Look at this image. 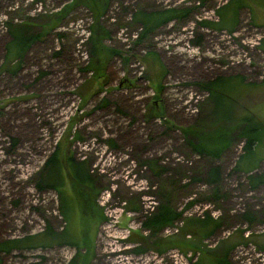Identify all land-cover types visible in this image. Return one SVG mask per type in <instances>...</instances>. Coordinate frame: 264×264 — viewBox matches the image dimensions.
<instances>
[{
  "label": "rangeland",
  "instance_id": "obj_1",
  "mask_svg": "<svg viewBox=\"0 0 264 264\" xmlns=\"http://www.w3.org/2000/svg\"><path fill=\"white\" fill-rule=\"evenodd\" d=\"M246 1L250 8L240 6ZM71 3L0 0V241L67 227L78 243L87 239L80 245L86 264H192L198 251L159 253L154 246L189 233L185 237L212 253L237 244L226 264H264V182L250 188L243 171L259 162L253 172L264 178V27L254 24L252 12L258 3L263 11L264 0H105L98 21L89 6ZM170 8L186 12L136 41L143 30L135 13ZM237 11L232 31L202 24L219 19L228 26ZM50 17L56 27L43 29ZM8 22L31 23L26 35L46 32L17 58L8 46ZM93 24L107 32L108 59L99 76L82 69ZM218 76L209 99L197 83ZM84 84L94 92L86 99L77 92ZM227 115L261 126L259 141L240 159L243 170L235 165L245 140L223 120ZM215 117L219 124L210 123ZM192 125L230 136L218 158L192 150L187 140L196 138L182 132ZM56 148L85 161L96 215L75 208L66 222L57 191L37 187ZM213 164L220 168L218 195L205 182ZM160 204L181 215L154 233L142 223ZM205 214L217 225L201 239L192 230L198 224L185 221ZM77 252V246L56 244L0 251V264H68Z\"/></svg>",
  "mask_w": 264,
  "mask_h": 264
},
{
  "label": "trees",
  "instance_id": "obj_2",
  "mask_svg": "<svg viewBox=\"0 0 264 264\" xmlns=\"http://www.w3.org/2000/svg\"><path fill=\"white\" fill-rule=\"evenodd\" d=\"M71 2L72 6L74 4H84L89 6L95 15L96 21H98L99 17L101 16L102 9L105 7V0H71ZM97 3H99V5L101 6H99ZM185 12L175 8L149 13L139 10L137 13H135L133 19L134 21H138L141 24L143 31L139 34V37L136 38V41L141 40L142 36L149 34L161 24L173 20L176 17L184 16ZM49 20L51 21V24L47 27L45 26L46 23H43V29L49 30L56 27L54 17H50ZM49 20L47 22H49ZM202 24H204V26L208 28L221 30V28L215 26L210 21H203ZM7 25L8 32L12 36V39L11 41H9L8 46H12L14 48L13 53L15 55H13L17 58L23 54V51L26 49L30 39L32 40L42 37V35H44L46 32L45 30H41L34 35H26L25 32L29 31L30 26H32V24L29 22H20V24L17 25H12L10 22H8ZM106 33L107 32L101 26L94 24L92 25L89 31V36L87 38V44L89 45V62L86 66L82 67L83 70L92 71V74L95 75H98L99 71L102 70L104 60L106 58L108 59V57H106L105 55L107 49L102 43L103 38L107 35ZM6 50L7 52L5 54V57L7 59V55L8 53H10V48L6 47ZM220 78L221 76H218L216 79L211 81L209 80L198 82L197 85L202 90H205L209 93L210 99L215 81H220ZM239 80L240 82H242L241 79ZM99 90H101V87L96 88L95 92H98ZM77 92L84 99H86L87 96L94 94L93 91H91L90 94L86 92L85 84L82 87L79 86ZM223 120L231 121V124L234 125V127L236 125V128L239 129V136L243 140H245L242 147L243 154H241L237 161V164L235 165L237 171L242 170V168L240 167V159L242 155L249 151L251 147L255 146L259 141V131L261 126L257 121H252L243 117L237 118L231 115L223 116ZM220 121L221 120H218L215 117L212 122L210 121V123L219 124ZM215 129H217L216 131L219 132L220 130H222V126L217 125ZM182 132L187 137L192 136L196 138L195 142L191 141L189 138L187 140L193 151L198 154L210 155L214 158H218L220 156L221 151L224 147H226V144L230 140L229 135H211L207 132L203 133L200 129V126L197 125L185 127L183 128ZM64 153L65 152H63L61 148H56L47 157L43 164V167L39 172L37 187L40 189H54L57 191L59 199L58 209L61 216H63L66 222L69 221L71 213L75 208L79 209L81 213L85 214L86 216L96 215L97 209L95 205H97V203H95L94 196H92V194L94 193V187L92 184V178L90 177L88 169L85 166V161L83 159L73 157L71 154H69V152L67 153V155ZM148 163L150 162L148 161ZM255 167L256 166H251L243 170L248 173L247 179L250 183V188H254L258 184L264 182V178L261 174L253 172L255 170ZM163 169L164 168L159 167V170ZM204 174L205 182L212 186V191H214L213 194L218 195L219 184L221 181L219 166L217 164L210 165L204 172ZM193 178L198 179L195 177ZM180 215L181 214L179 212L175 211L167 204H160L149 213L147 219L143 221L142 225L145 228L150 229L151 232L156 233L161 228L173 226L174 221L179 218ZM244 218L249 222L253 221V218H251L250 214L248 213L244 214ZM185 222L189 225H191V223L195 225L198 224L197 226H194L192 230L196 232L201 237V239L210 235L213 227L217 225V223L213 221V219L208 214H205V217L203 219H195V221H192L191 218H188ZM188 235L189 233H185L183 234L184 238L181 237L178 239H170L171 237H169L167 241L163 242L157 240L155 241L154 246L159 253H162L171 247H177L184 254H186L187 251H192L193 253L198 251L199 257L192 264H226V256L229 250L232 249V247L235 245L229 244L226 247L223 246L221 247V252L212 253V251L209 249L205 251L204 249L200 248L199 243L196 244L193 240H190L188 238ZM78 242L79 241L74 238L67 227L63 228L60 232H55L51 229L50 226H48L40 233L29 234L24 237H17L0 241V251L9 252L13 249H29L51 246L54 244L74 245L77 246L78 252L73 258L69 260L68 264H86L85 259H88V256H86L85 253L80 252V245H87L86 243L88 241L87 239H82L81 244ZM133 250L137 253L143 251L142 248H135Z\"/></svg>",
  "mask_w": 264,
  "mask_h": 264
},
{
  "label": "crops",
  "instance_id": "obj_3",
  "mask_svg": "<svg viewBox=\"0 0 264 264\" xmlns=\"http://www.w3.org/2000/svg\"><path fill=\"white\" fill-rule=\"evenodd\" d=\"M249 4H250V2L249 1H246V4H242V5H240L241 7H243L244 5L245 6H247V7H249ZM223 6H225V5H222L221 7H218L217 9H216V11H219L220 10V8H222ZM258 7H257V9L255 8L254 9V6H251L254 10H252V12L255 14V16H256V19L255 20H253V22H254V24L255 25H257V26H260V27H264V9H263V11H262V3H258V5H257ZM241 7H239V9L241 8ZM250 8V7H249ZM238 9V10H239ZM257 17H260L261 18V21L260 20H257ZM219 22H220V20L218 19L217 21H215L213 24L215 25V26H218L219 28H221V29H223V30H231L232 31V29H233V27H235V25H236V22H238V11H237V13H236V17H235V22H231V23H229V25L228 26H224V25H221V24H219ZM257 22H259V23H261L260 25H258L257 24ZM5 51H6V47H5ZM4 55V54H3ZM2 58H3V56H2ZM259 164V162H257V164L255 165V166H257ZM256 168V167H255ZM243 170V169H242Z\"/></svg>",
  "mask_w": 264,
  "mask_h": 264
}]
</instances>
